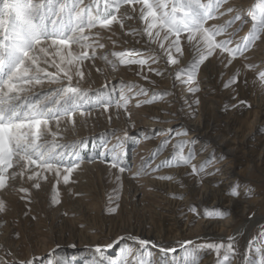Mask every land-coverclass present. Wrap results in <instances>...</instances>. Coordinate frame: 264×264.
<instances>
[{"label":"snow or ice","instance_id":"1","mask_svg":"<svg viewBox=\"0 0 264 264\" xmlns=\"http://www.w3.org/2000/svg\"><path fill=\"white\" fill-rule=\"evenodd\" d=\"M223 17L228 18L221 23H209ZM132 20L139 21L141 27H129L124 34L147 37V47L127 48L110 53L98 52L105 48V44L101 42L104 37L97 29L112 32L113 25L117 24L123 31L126 29V22ZM249 22L251 27L247 35L237 38ZM262 36L264 0H257L247 10L231 6L230 0H0V192L12 187L10 181L17 178L30 183L31 188L39 189L41 181H47L49 175H53L55 183L50 199L52 204H59L57 185L61 180L64 184H69L72 173L84 162L83 153L86 151L89 152L88 162L100 159L110 169H117L119 174L115 179L121 187V175L125 172L133 179H139L159 173L164 168L183 166L190 168L188 174L198 177L200 182L205 176L219 174V168L208 170L216 162L214 155L197 165L193 163L197 152L191 141L176 139L172 143L176 137L187 136L186 131L161 130L174 135L162 140L147 159L142 158L141 165L135 172L126 159L124 143L131 139L127 132H124L123 138L117 137L116 143L111 146L103 138L99 145L94 138L87 137L61 141L69 126L75 131L77 115L85 120L94 109L108 112L114 106L117 111L124 109L130 116L127 112L130 97L123 91L114 100L112 93L105 91L107 85L100 89L82 86L86 75H91L92 68L97 73H103L102 68L96 67V60L103 61L113 71L120 65H136L139 67L137 75L148 80L144 72L145 66L148 72L162 76L167 69L151 65L159 64L161 60L167 66L179 64L187 46L191 60L175 72L174 80L187 85L189 92L196 93L200 90L196 75L210 58H215L222 66L223 76V72L232 67L236 60L242 58L247 61L245 54ZM107 39L112 40V36ZM112 43L115 45L116 41L112 40ZM153 44L158 46V50L151 47ZM85 62L89 64L86 65ZM242 67L254 70L257 65L243 63ZM241 71L242 68L237 67L224 87L237 84ZM258 79L261 86H264V71L258 73ZM45 83L58 86L45 89ZM38 86L40 90H37ZM133 89H136L134 96L148 95L149 90L144 87L127 85L129 92ZM166 95L170 93H153L151 99L137 101V107ZM194 103L199 104V99ZM240 103L250 107L246 101ZM111 118L108 117L109 121ZM153 134L160 133L154 130ZM169 144L170 155L153 166V162ZM154 178L163 181L175 179L173 175H156ZM221 183L223 182L218 181L213 187H220ZM238 188V184L231 183L222 190L223 195L238 198ZM17 191L24 194L20 199L31 203L28 187L21 186ZM252 194L253 189L249 188L245 196L250 197ZM172 198L183 199V196L173 194ZM118 207L119 205L107 211L115 214ZM7 211V202L0 198V214ZM189 211L195 213L197 209L190 207ZM206 215L209 213L206 212ZM211 215L223 218L229 213L217 208L212 210ZM15 236L19 238V233ZM235 239L233 235L227 237L226 242L221 240L197 244L193 240L177 241L183 250L181 261H177L173 255L177 252L175 246H167L126 232L110 243L85 245L83 252L91 259L85 260L84 264H154L149 246L158 249V264H199L201 253H215L216 264H232L238 253ZM117 246L120 247L116 258L107 254ZM68 247L75 249L77 245L73 243ZM60 248V245H56L47 259L13 258L7 261L0 257V264H68L67 257H61L57 251ZM247 252L254 254L245 255L242 264H264V230L249 240ZM6 255L12 256V253L6 250Z\"/></svg>","mask_w":264,"mask_h":264},{"label":"rangeland","instance_id":"2","mask_svg":"<svg viewBox=\"0 0 264 264\" xmlns=\"http://www.w3.org/2000/svg\"><path fill=\"white\" fill-rule=\"evenodd\" d=\"M230 1L234 3L233 6L237 8L241 3V0ZM255 3H257V0H253L244 8L247 10ZM214 21H210L209 23H214ZM248 24L249 31L251 23L249 22ZM119 29V25L114 24L112 32L100 29L96 30L101 32V35L104 37L102 43L105 44V48L98 50V52L110 53L111 51H120L127 48H137L129 46L128 40H126L123 35L124 30L122 31ZM113 33L115 34L113 35ZM110 35L112 36V40L116 41L115 45L112 43V40L107 39ZM127 36L133 37L136 43L139 41L137 44H140V46L146 44L147 37L145 36V38H142L141 35H136L138 37L132 35ZM141 42H144V44ZM258 42L259 41L256 43ZM127 44L128 46H126ZM255 44L249 50L250 53H255L257 49L255 48ZM153 46L158 49L157 45L153 44ZM138 49H140V47H138ZM190 56V50L185 46L184 56L180 58L179 64L168 66L169 72L165 71L162 76L148 72L147 66H145L144 72L148 76V80L137 75L139 67L136 65H120L117 70L113 71L111 67L106 65L103 61L96 60V67L102 68L103 73H97L95 68H92L91 75H86L85 80L82 82L84 88L91 87L93 89H100L102 86L107 85L105 91H110L113 99L116 100L119 98L121 91L125 88L124 85L134 84L148 89V95L134 96L136 89H133L134 91L132 90V92H129L127 89L123 91L126 96L130 97L127 108V112L130 113V116L125 113L124 109L117 111L114 106L111 107L108 112L94 109L91 116L85 118L86 122L77 115L75 131L69 126L67 131L63 133L64 139L61 142L74 141L87 137L94 138L99 145L103 138L109 141V146H111L116 143L117 137L123 138L124 132H127L128 136L131 137V139L124 143L127 163L132 168L133 172L137 171L141 165L142 158L147 159L151 155L152 150L159 145V143H157L159 142V137L165 134L160 128L148 126V123L154 124L159 122V118L155 115L163 113L160 108H157V105L168 103L169 106H173V102H175L174 104H179V100H181L182 104L180 105L182 109L188 110L187 105L191 100V103H193V113L198 112L197 109L200 105L204 106L205 110H209L208 103L202 102L201 97H199L200 90L196 93H191L188 91L187 85H183L174 80L175 72L188 64L191 60H189ZM211 59L213 58H210V60ZM210 60L208 62H210ZM247 61L245 62L247 63ZM208 62L199 68L196 75V82L199 85V89H201L200 83L202 82L200 77L201 74L205 72L204 66ZM245 62L242 61V64ZM85 63L86 65L89 64V62ZM159 64L161 65V61ZM159 64H152L151 67H160ZM256 65L257 67L254 70L245 69L247 72H245L241 66L242 71L239 82L228 88L224 87V83L240 65L232 70L224 71L223 76H221L222 70L218 74L214 73L216 87L210 88L213 97L223 99L222 112L220 113L223 125L229 124L233 129H241L240 135H244L249 131V128L247 129L246 126H243V121L251 122L253 120V112L257 109L254 100L258 96L264 95V86H261V82L258 79V73L264 71V69L257 72L258 64ZM49 70L54 71V69ZM168 74L172 76V80L174 81L173 91L160 88L162 84H164ZM130 78L133 80L128 81ZM57 86L58 85H49L45 83L43 88H54ZM37 90H40L39 86ZM163 92L170 93L172 97H175L174 100L165 101V98L169 96L166 95L156 99L152 103H141L140 106L137 107V101L151 99L153 93L159 94ZM179 95L181 97H179ZM185 97H187V99H185ZM132 98L136 99V102H131ZM196 99H199V104L194 103ZM240 101H246L247 105H250V107L242 105ZM148 108L151 109L149 113L152 116H138L139 111ZM155 111L158 113L156 114ZM109 116L112 117L111 121L108 119ZM258 121L259 125L264 124V114L258 118ZM61 127L63 128L64 125ZM171 129L186 131L187 133L190 132V130H180V126L178 125L173 126ZM53 130H55L54 125ZM154 130L160 134L154 135ZM113 133H115V135H113ZM170 135L174 134H169V136ZM253 135L251 144H258V139H264V126H262L260 130H254ZM146 136L151 138H145ZM48 138L51 139V137ZM176 139H183V136L176 137L172 140V143H175ZM91 144L92 139L89 140V149H91ZM170 153L171 144H169L168 148L153 162V166L155 163L169 156ZM88 154V151L83 153L85 160L80 167L72 173L69 184H64L61 180L57 185L60 194L59 204H52L50 199L52 186L55 183V177L53 175H49L47 181H41V187L39 189H33L30 187V183L17 178L15 181H10L12 187L7 191L0 192V198L5 200L8 204V211L4 214H0V222H2V226H0V257L7 261H11L13 258L27 260L33 257L47 259L49 252L54 249L56 245H60L61 248L57 251L60 253L61 257H67L68 264H84L85 260L91 259L87 253L83 252L85 245L110 243L112 239H115L119 235H123L126 232L131 233L130 230L133 228L144 227L147 230L156 223L154 215L151 212V204L155 202L154 196L151 190L146 189V185L139 181L141 178L133 179L128 172H125L121 175V187L117 184L115 179V176L119 174L117 169H110V166L100 159L91 163L88 162ZM197 155L199 154L197 153ZM242 163H244V161ZM179 168L190 170V168L183 166ZM235 183L239 185L238 191L240 196H245L246 191L251 188L253 192L258 190L259 193L252 194L250 197L255 196L261 199L259 204L253 207L250 212H247L244 216L240 215L237 222H235L236 224H234L231 229V233H233L237 228L245 224L246 221L260 218L259 224L252 229L248 236L242 235L235 239L238 253L233 258L232 264H242L245 255L254 254V252H247L249 240L256 237L259 232L264 230V166H259L251 172V180L244 179L243 181H235ZM21 186L30 189L31 203H28L27 200L20 199V196L24 194L19 193L17 189ZM117 205H119V207L115 214L108 213L107 209L116 207ZM190 207H195L197 211L195 213L189 211ZM199 210H201V208H198V205L189 206L186 209V214L193 217V223L190 227V229L192 228L193 230L190 233L186 231V233L178 237V239H167V242L163 243L167 246H175L177 248V252L173 254L177 261H181L183 256V250L179 247V244L176 243L177 241L193 240L197 244L212 241L219 242L221 240L227 241V239L223 238L200 236L202 232L198 228V221L202 216L207 215L205 211H203L202 214ZM25 213H27V215H25ZM186 214H183V217H185ZM33 217H35V219H33ZM167 221L168 224H166V227H171V221H169V219H167ZM81 225H83V227H81ZM16 233H19V238H16ZM144 238H147V236L145 235ZM73 243L76 244L77 247L75 249L69 248L68 245ZM119 247L120 246H117L109 250L107 254L116 258L119 253ZM6 250L10 251L12 256H7ZM149 250L152 252L154 264H157L159 259L155 255L154 249L149 246ZM141 254H143V250H141ZM73 257H75V259H73ZM216 259L215 253H201L199 264H202L204 260H208L206 264H216Z\"/></svg>","mask_w":264,"mask_h":264},{"label":"bare ground","instance_id":"3","mask_svg":"<svg viewBox=\"0 0 264 264\" xmlns=\"http://www.w3.org/2000/svg\"><path fill=\"white\" fill-rule=\"evenodd\" d=\"M252 1L253 0H241L238 8L245 9L244 7ZM233 4L234 3L230 1V5L233 6ZM227 18L228 17L220 18L219 20H215L214 23H221ZM248 26L249 24H246L243 27L237 38L243 37L248 33ZM129 27L140 28L141 25L139 21L132 20L126 22L125 30L127 31ZM123 35L124 38L128 40L130 47H140V49L147 47L144 42L141 43L145 46H140V44L135 42L133 37L127 36L124 33ZM143 37L144 36H142V38ZM255 45V48H257L255 53H250L249 51L245 55L248 57L247 63L258 64V72L264 69V36H262L261 40ZM126 46H128V44ZM151 47L157 49L153 45H151ZM190 59L191 56L189 57V60ZM242 61V58L236 60L233 66L227 71L239 65L241 67L243 65ZM218 65L215 58L211 59L210 62L204 66L205 72L201 74L200 77L202 82L200 83L201 89L199 97H201L202 102L208 103L209 110H205V107L200 105L197 109L198 112L193 113V103H191V100L190 102L185 101L189 102L187 105L188 110L182 109L180 105L182 104L181 100H179V104H174L175 102H173V106H169L168 103L160 104L157 105V108H160L163 113L155 115L159 118V122L154 124L148 123V126L157 127L160 128V130H168L178 125L180 126V130H190L187 136H183V139L191 141L196 152L199 154L193 163L198 165L206 158L214 155L216 157V162L211 165L208 170L211 171L219 168L220 173L215 176H205L202 182L199 181L198 177L188 176L190 170L181 168H166L159 173L140 177L141 179L139 181L144 183L146 185L145 188L151 190L154 196L155 202L151 204V212L154 215L156 223L147 230L144 227L133 228L130 230L131 233L142 238L146 235V239H151L162 244L167 242V239L176 240L178 237L183 236L186 231L190 233L193 230L192 228L190 229L193 223V217L186 214V209L194 205H198V208H201L199 211L202 214L203 211L210 214L202 216L198 221V228L202 232L200 235L201 237L227 239V237L234 235L237 239L242 235L248 236L252 229L259 224L260 218L252 219L246 221L245 224L231 233V229L234 224H236L235 222H237L238 217L240 215L244 216L247 212H250L253 207L259 204L261 199L255 196L249 198L246 196L231 198L223 195L222 190L226 189L229 184L235 183V181H243L244 179L251 180V172L259 166H264V139H258V144H251L254 130H260L261 127L264 126V124L259 125L258 121V118L264 114V95H260L254 100L257 109L253 112V120L251 122L243 121V126H246L247 129L249 128L247 133L244 132V135H240L241 129H233L229 124L223 125V121L220 117L223 99L213 97V93L210 90L211 87L216 85L215 74L223 70L222 66L219 65L218 67ZM159 68H166V71L169 72L168 66L163 60H161ZM245 72L247 71L245 70ZM165 79L164 84H162L160 88L173 91L174 81L172 80V76L168 74ZM132 80L131 78L128 79V81ZM124 86L125 88L123 91L127 89V84ZM179 97L181 96L179 95ZM174 98L175 97L169 95L165 98V101H173ZM185 99H187V97H185ZM131 102H136V99L132 98ZM150 111L151 109L148 108L137 113L138 116H152L149 113ZM157 113L158 112H156V114ZM163 132H165V134H161L162 136L159 137V142L157 143L168 138L170 134L167 131ZM243 161L244 163H242ZM156 175H173L175 179L173 181H163L154 178ZM218 181H222L223 183L220 184V187H213ZM181 185H183V187ZM258 193V190L253 192V194ZM173 194L178 196L182 195L183 199H174L172 198ZM217 208L221 211H227L229 215L223 218H214L211 213L213 209ZM183 214H186L185 217H183ZM167 219L171 221V227H166V224H168ZM153 249L155 255L159 259L160 254L158 249ZM207 261L208 260H204L202 264H206Z\"/></svg>","mask_w":264,"mask_h":264}]
</instances>
